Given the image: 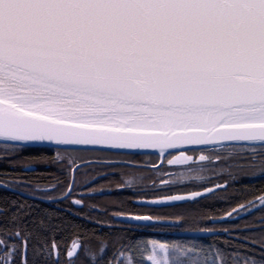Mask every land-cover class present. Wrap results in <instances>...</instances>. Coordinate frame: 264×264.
<instances>
[{
  "label": "snow or ice",
  "instance_id": "snow-or-ice-1",
  "mask_svg": "<svg viewBox=\"0 0 264 264\" xmlns=\"http://www.w3.org/2000/svg\"><path fill=\"white\" fill-rule=\"evenodd\" d=\"M225 141L244 143L223 149V170L264 175V0H0L2 162L29 170L24 161H52L73 173L58 196L48 194L55 185L37 186V198L58 204L72 197L81 184L77 161L85 153L122 157L95 163L120 168L122 183L129 184L137 177L123 179V169L137 168L132 157L141 154L133 150L166 155L178 145ZM21 150L54 154L20 159ZM193 159L182 152L168 164ZM195 159L210 162L205 155ZM74 203L83 206L82 199ZM171 219L182 223L185 217ZM167 220L138 216L129 224L147 228ZM69 227L79 243L64 253L67 264H76L81 251L84 264H112L104 260L105 238L8 198L0 206V264H59L57 237ZM130 231L107 239L130 255L147 251ZM242 239L243 251L233 252L214 243L175 242L170 248L152 241L148 260L264 264V223L258 234ZM128 264L146 262L133 256Z\"/></svg>",
  "mask_w": 264,
  "mask_h": 264
},
{
  "label": "flooded vegetation",
  "instance_id": "flooded-vegetation-1",
  "mask_svg": "<svg viewBox=\"0 0 264 264\" xmlns=\"http://www.w3.org/2000/svg\"><path fill=\"white\" fill-rule=\"evenodd\" d=\"M225 147L226 146L200 148L195 149V152L192 151L193 149L171 151L167 152L166 155L141 153L140 155L132 157L138 166L137 168L132 170L126 168L123 169V172L125 173L123 179L127 180L129 175H135L137 177L135 183L129 184L122 183L120 168L107 169L100 167L97 163H95L98 159L116 160L121 159L122 157L115 155L111 157H103L100 154L85 153L83 154L82 161H77L79 171L75 172L76 178L81 181V184L74 189L72 197L66 201L60 200L58 204L49 202L45 199L37 198L41 197L42 193L36 191V188L37 186H40L41 189H47L49 186L55 185L56 191L49 192L48 194L58 196L62 189H66L68 187V182L73 175L72 172L63 171L59 164L53 163L52 161H24L23 163L29 164V170H25L23 164H17L15 166L0 165V193L8 194L12 200L18 199L20 202L26 201L33 205H39L40 209H48L53 213H58L59 215H63L65 217L68 216L76 221L98 227L128 228L134 232L136 231L142 233H166L160 228H156V225L147 228H133L131 224L117 221L115 219V216L117 215H131L137 217L151 216L153 218L164 217L168 218V220H170L174 225H199L201 223L208 226L210 223L216 224L222 222H213V219L225 215L226 211H223L222 206H217L219 210L214 211L218 214L208 218L207 222L204 221L205 219L200 215L195 214V216L192 215L190 217L187 215V211L196 206L198 204V199L201 197L167 206L145 205L139 203V201L196 192L213 185L225 183L216 182L214 184L205 185L201 188H194L193 185L197 182V177H194V175L198 171H191V169H197L196 167L203 163L202 161L195 159V157H198L199 155L206 156L207 153H222L221 155H223L224 151L221 149H224ZM201 149L204 151H201ZM182 152L184 155L193 156L194 159L172 165L168 164V160L179 156ZM53 154L54 150H48L45 153L27 151L26 153H22L20 155V159H23V157L37 155L52 156ZM15 158L16 157H13V159ZM127 158L128 157H123V159ZM2 161L3 154H0V163H2ZM113 171L115 172V175L111 174ZM6 173L7 175H5ZM98 174L106 175L103 179H101ZM190 174H192V176H190L191 178L188 177L185 180H182L181 176H187ZM77 199H82V207L75 205L74 201ZM175 216H184V222L174 223L171 218ZM223 221L226 222V219ZM200 229L216 230L213 228ZM72 243L73 242L69 241L65 243V240L61 243V258L59 264H67L68 257L64 255V253L71 248ZM77 243H79L78 240ZM52 259H56L55 249L52 250Z\"/></svg>",
  "mask_w": 264,
  "mask_h": 264
},
{
  "label": "trees",
  "instance_id": "trees-1",
  "mask_svg": "<svg viewBox=\"0 0 264 264\" xmlns=\"http://www.w3.org/2000/svg\"><path fill=\"white\" fill-rule=\"evenodd\" d=\"M26 152L27 151L21 150V154ZM0 154H3L2 150H0ZM0 165L4 166L9 164L2 162ZM213 180L225 182V187L198 199V204L192 209H189V211H187V215L190 217L192 215L195 216V214L200 215L205 219L204 221L207 222L208 218L218 214L215 211L219 210L217 207L219 205L223 207V211H226V213L235 207L242 206V209L236 212L230 218L226 219V222L222 221L216 224L210 223V226H206L205 224L201 223L199 225H174L172 223H165L162 225H156V228H160L162 231H165V234L153 232L142 233L131 230L129 235L136 234L135 239L146 242L147 246H151L152 241H156L157 243H166L170 248L175 246V242L183 243L185 246H187L189 242H196L201 244L214 243L217 247L226 252H233L238 249L243 251V249L239 248L241 244L245 243L242 237L258 234L261 224L264 223V207H261V205L264 204V200L260 199L261 196L264 195V175L257 174L255 176H249L232 170V175L229 174V171H226V174L217 176ZM210 183L211 182H206V184L195 183L193 187L201 188L205 185H209ZM4 198H8L9 201L12 200L8 194L0 193V206H3ZM251 204H255V206L251 208L252 210H250V212L244 213V210ZM65 218L73 224L80 225L82 230L86 229L88 233H94L96 236H100L107 240L108 251L104 256L105 262L110 259L112 264H114L123 258V260H125L128 264V262L133 259V256H135L142 262L151 264V262L148 260L149 255H151L148 250L130 255L126 248L123 250H118L119 246L115 245L111 239H107L109 236L124 234L128 228L98 227L76 221L68 216ZM200 228H213L216 229L218 233L206 237H180L174 235V232H171L176 230H190ZM61 237H63L62 240ZM57 239L60 240L61 243L64 240L65 243L68 241H77L75 230L69 227L65 232L61 233ZM259 251L260 249L257 245L256 252L259 253ZM249 254H251V252H249ZM76 264H84L82 251L81 256L76 260Z\"/></svg>",
  "mask_w": 264,
  "mask_h": 264
},
{
  "label": "water",
  "instance_id": "water-1",
  "mask_svg": "<svg viewBox=\"0 0 264 264\" xmlns=\"http://www.w3.org/2000/svg\"><path fill=\"white\" fill-rule=\"evenodd\" d=\"M232 143H244V142H227V141H225V142H218V143H209V144H205V145H178L173 149H165L164 153L171 152V151H184V150H188V149L222 147V146H227V145L232 144ZM133 151H136L139 153H154V154H158V155H163L159 149H138V150H133ZM224 185H225V183H221L218 185H213L211 187H207V188L200 190V191L191 192V193H199L198 196H191L190 195L191 193L171 195V196H180L183 198L182 200H168V199H166V197H169V196H166V197H162V198H158V199H152V200H140L139 203L145 204V205H155V206H167V205H173V204H177V203H183V202H186L189 200H193V199L202 197V196L209 194L211 192H214V191L224 187ZM241 209H242V206L235 207V208L231 209L230 211H228L225 215H223L219 218L213 219V222L223 221ZM136 217L137 216H131V215H117V216H115V219L117 221L129 224V221H132L133 223H135ZM166 223H171V222L168 221ZM216 233H218V231H216V230H208V229H202L201 230L200 229V230H181V231H176L173 234L176 236H180V237H206V236H210V235H213Z\"/></svg>",
  "mask_w": 264,
  "mask_h": 264
},
{
  "label": "rangeland",
  "instance_id": "rangeland-1",
  "mask_svg": "<svg viewBox=\"0 0 264 264\" xmlns=\"http://www.w3.org/2000/svg\"><path fill=\"white\" fill-rule=\"evenodd\" d=\"M223 150V149H221ZM222 153H207L206 156H208L210 158V162L209 161H202V164H199L196 171H198L194 177H197V182L196 183H204L206 184V182H211L210 184H214L218 181H214L213 179L216 178L217 176H220L222 174H226V171L223 170L222 166L219 164L218 161V156H223L225 153H223V155H221ZM215 155V156H214ZM201 168H206L207 171H201ZM195 172V171H193ZM192 176V174L187 175V176H181L182 180H185L186 178ZM191 178V177H190ZM193 178V177H192ZM209 184V185H210ZM254 205H249L248 208H246L244 210V213L250 212V210H252L251 208L254 207ZM170 220H167V222ZM171 222V221H170ZM172 223V222H171ZM147 250L149 251V253H152V247L151 246H147ZM114 264H117V262H115ZM123 264H127L125 260H123Z\"/></svg>",
  "mask_w": 264,
  "mask_h": 264
}]
</instances>
